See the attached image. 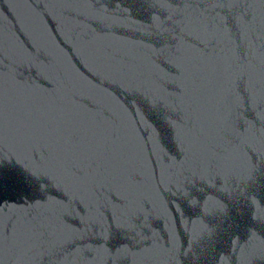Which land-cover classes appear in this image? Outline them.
<instances>
[{
    "label": "snow or ice",
    "instance_id": "snow-or-ice-1",
    "mask_svg": "<svg viewBox=\"0 0 264 264\" xmlns=\"http://www.w3.org/2000/svg\"><path fill=\"white\" fill-rule=\"evenodd\" d=\"M51 2L95 9L94 0ZM153 7L154 15L132 37L134 47L145 58L109 53L106 68L127 88L159 105L166 99L164 89L168 86L163 70L172 62L177 41L189 46L200 63L215 71L223 87V103L212 130L222 147H217L211 158L205 152L191 172V181L185 177L173 183L163 167L157 174L155 154L145 157L136 152L133 143L122 140L114 130L63 108L17 103L12 89L18 87V64H27L39 77L46 57L39 42L31 44L32 50L15 45L21 53L18 57L0 45V145L11 141L21 158L17 163L28 164L32 174L44 176L48 185L44 190L47 199L41 197L43 205L32 206L47 211L30 224L6 222L5 209L0 207V264L13 257L27 264H136L155 248L150 247L148 234L151 201L137 193L133 181L142 185L150 174L151 189L157 195L168 196L174 187L166 212L170 213V225L180 228L187 206L207 210L211 204L206 193L197 188L198 183H204L201 169L232 159L242 163L247 179L264 170V0H153ZM95 22L106 29L119 20L99 12ZM153 65L160 70L153 71ZM133 165L144 175L131 176ZM6 183L10 184L11 178L0 167V204ZM105 185L120 194L110 192L109 198L99 203L98 190ZM253 220V227L264 224V201ZM200 231L193 230V242ZM174 242L175 232L166 236L160 247L173 255L182 254ZM189 243L185 239L181 250ZM234 251L238 252L234 264L237 260L240 264L264 261V233H251L248 242L237 244Z\"/></svg>",
    "mask_w": 264,
    "mask_h": 264
},
{
    "label": "water",
    "instance_id": "water-1",
    "mask_svg": "<svg viewBox=\"0 0 264 264\" xmlns=\"http://www.w3.org/2000/svg\"><path fill=\"white\" fill-rule=\"evenodd\" d=\"M94 4L95 9L85 4L52 3L51 0H0V45L18 57L21 53L15 45L32 50L31 44L39 42L46 57V67L39 77L27 64H18V87L12 89L13 97L17 103L78 113L114 130L122 140L131 141L135 151L145 157L155 154L154 158L159 161L157 174L163 167L173 183L185 177L191 181V172L205 152L211 158L216 148L222 147L212 132L223 103L221 81L210 66L198 61L196 52L177 41L172 62L163 70L168 83L164 103L157 105L146 100L143 94L127 88L106 65L110 62L109 53H119L129 59L145 58L134 47L132 37L154 15L153 0H94ZM99 12L110 13L119 23L104 29L95 22ZM256 49L259 78V41ZM152 69L160 70L155 65ZM17 160L21 158L11 141L0 145V167L11 178V183L5 184L0 207L5 209L6 222L24 225L47 211L44 207L32 206L43 205L41 197L47 199L44 190L48 185L44 184V176L33 175L28 164ZM137 174L144 175L133 165L130 175ZM200 175L204 183H198L197 188L206 193L205 199L211 204L207 210L187 206L180 228L170 225V213L166 212L174 187L164 196L152 191L150 174L142 185L132 182L137 193L151 201L153 213L148 221V234L152 238L150 247L155 248L141 256L136 264H234L237 244H246L253 232L257 236L264 233V224L255 223L253 227L255 210L264 201V170H257L247 179L242 163L230 159L212 169H201ZM110 192L120 194L105 185L98 190L99 203H104ZM172 203L175 204V199ZM195 229L201 231L193 242ZM173 232L175 247L182 254L173 255L160 247ZM185 239L190 243L181 250ZM5 264L27 262L13 257ZM235 264L240 262L237 260Z\"/></svg>",
    "mask_w": 264,
    "mask_h": 264
}]
</instances>
